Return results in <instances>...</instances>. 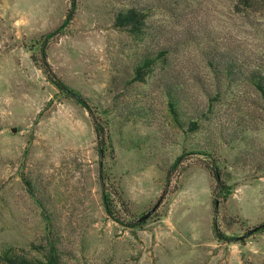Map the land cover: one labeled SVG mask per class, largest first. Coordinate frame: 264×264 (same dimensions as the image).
I'll return each instance as SVG.
<instances>
[{
  "label": "rangeland",
  "instance_id": "374dc122",
  "mask_svg": "<svg viewBox=\"0 0 264 264\" xmlns=\"http://www.w3.org/2000/svg\"><path fill=\"white\" fill-rule=\"evenodd\" d=\"M74 3L47 61L106 123L102 139L30 58L72 0H0V264L5 253L44 262L51 249L57 264H264V231L251 233L264 223V102L245 80L264 71V4ZM132 6L143 38L114 25ZM207 53L234 59L220 95ZM145 56L152 70L135 81ZM215 171L232 188L226 200ZM100 176L120 222L105 212ZM213 222L234 240L216 239Z\"/></svg>",
  "mask_w": 264,
  "mask_h": 264
},
{
  "label": "trees",
  "instance_id": "16d2710c",
  "mask_svg": "<svg viewBox=\"0 0 264 264\" xmlns=\"http://www.w3.org/2000/svg\"><path fill=\"white\" fill-rule=\"evenodd\" d=\"M255 1H260L264 4V0H238V3L241 4V6L249 7ZM74 2L75 0H72V7L67 13L61 26L58 27L54 32L46 34L45 36L41 37L39 40L35 42L33 49H30L32 51L30 58L32 60V63L39 70H41L42 73L46 76V79L49 83H51L66 98L72 99L76 104H78L80 107L85 109L90 114V116L94 118V132L97 138L102 139V137L105 135L106 123H102L99 120L95 121L96 118L93 117L94 116L93 109L89 105L87 99L83 97L78 91L72 89L67 84H65L55 74L52 67L47 61L46 46L49 40L53 36L60 34L71 22L74 15L73 12L75 10ZM114 25L116 28H121V29L123 28L127 30L134 37L143 38V34L145 33L144 30L145 14L143 13V11L136 8L135 6L129 7L127 9L122 10L116 15ZM36 46H38L37 50L33 51ZM34 52H37L38 54H35ZM159 54L162 55L163 53L159 52ZM204 59L207 67L213 74V78L217 86L216 94L220 95L221 79L224 78L226 75L232 76V74L236 72L234 59L233 57L232 58L228 57V55L223 53L214 54V55L211 53H207ZM153 64H154L153 58H151L150 56L143 57L140 64L135 67L134 80L142 82L144 80V77L148 74V72L152 70ZM239 71H242L241 68H239ZM245 80L249 81V85L257 91V93L261 96V99L264 102V71L262 66L258 64L254 68L250 69V71L248 72V76L245 78ZM170 93L171 92L168 90V96L170 98L169 108L172 114L175 115L176 113L175 104L172 103L173 99L170 97L171 96ZM192 128H195V124L192 125ZM102 152H103V148L100 147V153ZM213 175L215 181L218 184L219 195L223 200H226L231 194V190H232L231 186L225 183V181L221 178V174L219 173V171H215V174ZM100 178L102 180V200H103L105 212L107 216L110 217L112 220L116 222H120L119 219H117V217L115 216V211L111 200V194L105 188H103V177L100 176ZM143 223L144 222L134 223L132 226L136 227ZM212 230L215 238L220 241L234 240L231 237H226L225 235H222L215 222H213ZM262 231H264V223L255 227L251 231V233L254 234ZM4 256H5L4 257L5 260L7 261V264H30L25 259L20 258L16 255L5 253ZM37 264H57V256L54 255V250L51 249V251H49V253L46 255V259L44 262H38Z\"/></svg>",
  "mask_w": 264,
  "mask_h": 264
},
{
  "label": "water",
  "instance_id": "95a60500",
  "mask_svg": "<svg viewBox=\"0 0 264 264\" xmlns=\"http://www.w3.org/2000/svg\"><path fill=\"white\" fill-rule=\"evenodd\" d=\"M11 132H12V133H16V128H12V129H11ZM214 203H215V211L217 212V210H218V200H215ZM156 208H157V205H155V206H154V207H153L148 213H146L144 216L138 218V219H137V223H142V222L146 221L149 217L152 216V214L155 212Z\"/></svg>",
  "mask_w": 264,
  "mask_h": 264
}]
</instances>
